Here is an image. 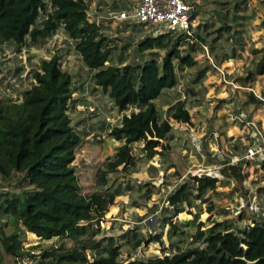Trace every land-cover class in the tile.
Returning <instances> with one entry per match:
<instances>
[{
    "label": "trees",
    "instance_id": "trees-1",
    "mask_svg": "<svg viewBox=\"0 0 264 264\" xmlns=\"http://www.w3.org/2000/svg\"><path fill=\"white\" fill-rule=\"evenodd\" d=\"M87 11L85 0H0V46L12 43L20 50L26 41L48 39L58 29L65 32L83 65L95 72V85L124 113L120 124L109 131V136L122 145L99 173L98 185L106 186L107 173L134 164V143L143 142V157L151 160L168 149L163 146L158 151L156 145L170 136V120L191 122L185 101L172 104L165 119L159 118L154 101L163 90L178 85L177 67L195 65V55L203 50L205 37L193 32L167 43L164 37L172 34L148 37L139 43V51L164 46L169 49L142 66H112L108 62L114 48L102 24L90 20ZM256 74L264 75V57L257 63ZM32 79V86L23 92L20 102L0 99V264L6 257L15 262L31 255L23 246L27 233L41 240H59L57 245L43 249L33 264H121L117 261V247L109 243L103 246L102 240L95 239L96 225L119 195V188L114 192L89 189L84 193L75 172L74 161L83 140L69 116L74 93L71 74L62 69L59 58L52 56L41 60ZM250 100L254 102L256 98L251 95ZM130 108L138 111L126 115ZM230 162L219 169V174L242 184L244 161ZM261 169L264 177V161ZM22 183L25 186L19 189ZM217 183V177L206 174L183 178L167 198L173 215L183 212L182 204L191 208L194 201L205 200L216 191ZM4 185L12 187L4 189ZM150 195L147 189L146 199ZM202 227L200 222L193 242H203L202 247L125 264H264V220L236 228V233L224 222L214 224L208 233ZM171 229L177 233L176 226L171 225ZM159 237H143L134 246L152 243ZM87 250L95 260L87 258Z\"/></svg>",
    "mask_w": 264,
    "mask_h": 264
},
{
    "label": "rangeland",
    "instance_id": "rangeland-1",
    "mask_svg": "<svg viewBox=\"0 0 264 264\" xmlns=\"http://www.w3.org/2000/svg\"><path fill=\"white\" fill-rule=\"evenodd\" d=\"M115 1H120L116 4L120 10L128 12L131 6L128 0L111 2ZM185 1L195 6L198 20L201 18L200 14L205 13L220 27L214 30L209 27L206 34L210 39L202 41L210 59L205 56L204 50H198L195 65L177 67L176 75H180L178 85L163 90L154 104L159 118L165 119L167 109L176 101L183 100L192 121L179 127L177 124L180 123L170 120V136L156 145L158 151H162L163 146L168 149L151 160L143 157L144 143H134L131 149L134 164L107 173L106 186L98 185L99 173L105 170V164L122 145L109 136V131L120 124L124 113L108 94L95 85L92 77L95 72L83 65L65 32L58 29L48 39H39L34 43L26 41L20 50L12 43L0 46V99L20 102L23 92L33 84L32 73L38 69L43 59L56 56L62 69L71 74L74 93L69 116L72 127L83 140L74 161L75 172L84 193L89 189L114 192L119 188V195L96 225L95 231L98 233L95 239L102 240L103 246L109 243L117 247V261L121 264L202 247L203 242L193 244L200 222L203 224L201 230L206 233L219 222L233 226V232L236 233V228L264 220V177L261 169V161L264 159L251 160L247 164L242 184L219 174V169L226 162L244 156L247 149L234 134L226 138L225 130L237 122L231 118L241 115L246 119L252 117V112L245 111L249 105H260L264 110V78H259L256 74L257 63L264 57V0ZM98 6L105 8L101 3ZM116 13L118 16L119 11ZM89 19H92L91 16ZM40 20L41 18L38 22ZM114 23L104 31L109 45L114 48L109 57V65L142 66L151 58L159 59L170 47L141 52L138 46L143 39L162 34H155L152 28H145L133 19ZM220 28L224 31H217ZM178 35H166L165 43L173 42ZM218 39L222 40L214 47ZM237 48L238 54L235 53ZM185 52L181 54L184 55ZM232 57L236 61L229 65L221 64L226 58ZM213 64L224 69L227 83L221 80ZM246 77L248 80L243 82L242 79ZM230 82L241 88H253L258 96L248 89H234L232 85H228ZM251 95L256 101L251 102ZM133 110L138 111L130 108L125 114L130 115ZM200 118L203 119L201 122ZM255 135L257 139L263 138L264 129L258 126ZM221 138L228 141L227 148H221ZM210 144H216L218 151H211ZM204 174L218 178L216 191L210 192L205 200L194 201L191 208L186 207V204L180 205L183 212L173 215L167 198L174 185L179 184L186 176ZM6 186L9 189L12 187L4 185L3 188L6 189ZM24 186L25 183H22L18 188ZM147 189L151 192L149 199L145 197ZM183 222H191L193 225L183 226ZM171 225L176 226L177 233L173 234ZM150 235L160 237L157 241L142 243L135 248L137 240ZM58 243L56 238L41 240L27 233L23 246L31 255L25 259L17 258L15 262L6 257L3 264H33L43 249ZM86 253L89 260H95L89 250ZM102 255L106 256L104 253ZM102 255L97 254V257H103Z\"/></svg>",
    "mask_w": 264,
    "mask_h": 264
},
{
    "label": "built area",
    "instance_id": "built-area-1",
    "mask_svg": "<svg viewBox=\"0 0 264 264\" xmlns=\"http://www.w3.org/2000/svg\"><path fill=\"white\" fill-rule=\"evenodd\" d=\"M196 8L185 0H137L128 12H122L118 20L133 19L145 28H152L155 34H179L191 36L194 32ZM205 56L210 59L207 47L203 46ZM217 69L221 80L227 83L224 69L213 64ZM249 91L253 92L252 89ZM240 122L245 129V134L251 136V141L243 137L244 146L247 147L244 156L234 158L230 162L236 164L244 161L242 173L251 160L264 159V137L256 138L257 123L252 119H246L244 115L231 118ZM249 133V135H248ZM245 136V135H244Z\"/></svg>",
    "mask_w": 264,
    "mask_h": 264
},
{
    "label": "crops",
    "instance_id": "crops-1",
    "mask_svg": "<svg viewBox=\"0 0 264 264\" xmlns=\"http://www.w3.org/2000/svg\"><path fill=\"white\" fill-rule=\"evenodd\" d=\"M111 1L112 0H107V1L106 0H85V2L87 4H88V2L91 3L90 5L88 4L87 15L89 17L91 16L92 19H90V20H93V21L97 22V24H102L103 33H104V31L106 29H109L111 27V24L114 23L115 21H120V22L123 21V20H118V16L119 15L117 16L116 12L119 11V14L122 13V12H126L125 10H120L119 9L120 7L118 5H116L117 3H120V1H115V2H111ZM128 1L130 2L131 6L133 5V3L137 2V0H128ZM100 3L103 4L104 5L103 7H105V8H102V6H98ZM195 3H199V0H196ZM131 6H130V9H131ZM127 8H128V5H127ZM200 17L201 18H199V20H198L197 17L195 18V26L196 27L194 28V32H197V33H199V35H201L203 37H206L205 40H209L210 37H208L207 34H206V31L208 32V28L212 27V29L214 30V29H217L220 26H219V24H215V22H216L215 20L212 21L211 19H209V17L205 13H201ZM204 30H206V31H204ZM226 30L227 29H225V31ZM221 34L223 35V37L225 36L223 33H221ZM221 40L218 39L213 46L217 47L218 46L217 45L218 42L221 41ZM203 46L206 47L205 44ZM203 46H202V48H203ZM237 50H239V49L238 48L236 49V52H235L236 54L239 53V51H237ZM195 59L197 60V57H195ZM233 61H236L235 57H232L231 59L226 58L224 61L221 62V64L222 65L223 64L229 65L230 62H233ZM176 76H177L178 80H180V75H176ZM258 76H260L259 78H264V75H258ZM228 85H232L234 89H246V90L248 89V88H241L239 86H236V85H234L231 82L228 83ZM249 89H252L253 93H254V89L253 88H249ZM256 96H258V95H256ZM245 111L246 112H252V115H251L252 117H250L248 119L254 120L257 123L258 126H261L262 129H264V110H262L260 105H259V107L254 106V105H249V106L246 107ZM228 115H229V113H228ZM202 120L203 119L200 118L199 122H201ZM191 121H192V119H191ZM227 121H230V120L227 118ZM177 125L179 127L183 126L182 123L177 124ZM199 127H200V125L198 126V128ZM245 129L246 128H244V126L241 123L236 122V124L233 127H230V128H228V130L227 129L225 130L226 131L225 132L226 133V138L230 137V136H232L234 134L239 139V141H241V144L243 145V143L245 142L243 137L244 138H248L251 141V136H247V134H245L246 133ZM248 135H249V133H248ZM220 142H221V148L222 147H225V148L228 147V144H227L228 141L225 138H221ZM209 147H210L211 151H216V152L218 151V148H217L216 144H210Z\"/></svg>",
    "mask_w": 264,
    "mask_h": 264
}]
</instances>
